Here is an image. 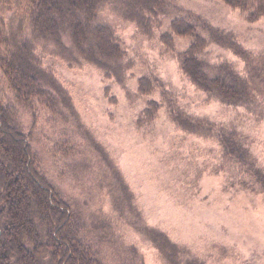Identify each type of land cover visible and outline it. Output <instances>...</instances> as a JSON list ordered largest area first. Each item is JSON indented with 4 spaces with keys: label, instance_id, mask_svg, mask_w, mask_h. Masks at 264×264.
I'll use <instances>...</instances> for the list:
<instances>
[{
    "label": "rangeland",
    "instance_id": "obj_1",
    "mask_svg": "<svg viewBox=\"0 0 264 264\" xmlns=\"http://www.w3.org/2000/svg\"><path fill=\"white\" fill-rule=\"evenodd\" d=\"M14 1L0 4L1 34L23 44L25 56L52 75L65 94L48 90L53 110L34 99L28 105L0 66L1 108L15 112L28 135L37 172L49 178L78 221L89 224L98 217L117 229L120 235L115 240L120 245L101 246L105 264H121L122 250L135 264H264V101L257 104L263 119L245 117L241 135L231 140L239 159L229 160L232 156L222 153L214 131L201 137L176 124L187 126L204 117L220 123L235 113L206 101L180 71L176 51L190 45L188 38L174 40V52L159 40L173 18L192 13L226 37L233 36L255 57L264 54V18L248 23L220 0H168L163 8L166 14L148 36L124 18L120 0H105L99 18L114 28L122 47V67L130 64L123 69V84L130 88L125 92L105 69L82 58L65 60L66 49L77 55L70 40L63 37L60 47L47 41L34 26L29 1ZM4 45L0 44V56L9 50ZM199 51L208 68L225 62L242 68L233 54L212 44L202 45ZM144 75L159 81L149 93L137 91L138 78ZM63 96L70 107L64 105ZM146 112L152 118L140 125L137 120ZM89 138L110 155L128 187V203ZM1 179L2 175L0 184ZM140 217L146 225L164 231L175 245L171 258L137 242V231L125 221L133 220L138 226L135 219ZM129 242H137L134 250L124 248Z\"/></svg>",
    "mask_w": 264,
    "mask_h": 264
},
{
    "label": "trees",
    "instance_id": "obj_2",
    "mask_svg": "<svg viewBox=\"0 0 264 264\" xmlns=\"http://www.w3.org/2000/svg\"><path fill=\"white\" fill-rule=\"evenodd\" d=\"M11 1L15 2L0 0V4H10ZM27 1L32 6L30 16L40 35L58 47L62 46L63 37L70 40L71 48L77 55L71 54V49H66L69 53L68 56L63 54L65 60L68 59L70 63L72 58H82L105 69L111 78L118 81L115 84L125 92L130 89L127 88L128 84H123V69L130 67V64L122 67L119 62L123 53L121 43L114 28L106 25L105 20L98 15L105 0ZM120 1L125 6V11H121L124 18L134 23L142 34L149 36L153 35L154 29L161 22L160 18L166 14L163 8L168 0ZM220 1L237 10L248 23L264 18V0ZM0 28H3L2 20ZM1 33L3 32L0 30V44H5L9 50L0 56V66L12 89L18 93V97L26 98V104L29 105L34 99L50 104L49 109L53 110L54 100L48 90L62 93L63 88L53 81L52 75L39 69L40 65L36 67L32 64L33 57L25 56L23 44L15 40L14 36L6 37ZM179 37L188 38L190 44L183 51H176L182 74L204 95L206 101H215L222 107L231 109L235 116L220 123L204 117L189 122L187 126L176 125L201 137L212 136L211 132L214 131L213 135L223 149L222 153L232 156L229 160L236 161L239 153L232 150V141L237 135H241L240 128L244 125L245 117L254 121L262 118L257 104L264 101V54L252 56L233 40V36L226 37L224 32L212 27L203 17L192 13L173 18L168 29L160 34L159 40L168 51L174 52V40ZM205 44L230 52L241 62L242 68L226 62L220 63L216 68H208L206 62L203 63L204 59H200L199 50ZM157 83L158 79L149 75L141 76L138 78L137 91L149 93ZM63 99L64 105L70 107L67 98L63 96ZM155 100L151 99V102ZM159 103L163 104L162 101ZM165 104L164 100L163 106ZM168 110L167 114L170 115ZM142 114L137 120L141 122L140 125L152 118L150 112ZM200 129L203 131L197 132ZM24 133L17 123L15 112L9 108L2 109L0 105V176L3 179L0 184V264H105L101 246L108 243L120 245L115 240L120 235L116 234L117 229L109 227L107 222L98 217L89 224L78 221L69 203L54 190L49 178L46 179L37 172L27 144L28 135ZM89 143L103 158L107 171L115 176L114 180H118V184L114 185H119L118 193L128 203V187L116 172L117 168L112 164L110 155L102 152L104 149L95 139L89 138ZM120 218H123V214ZM141 219H135L138 226L133 220H124L132 231H137V242L153 246L171 258L175 245L170 243L164 231L146 225ZM137 242H129L124 248L130 246L134 250L133 246ZM125 252L122 250L124 262L121 264H135L131 263Z\"/></svg>",
    "mask_w": 264,
    "mask_h": 264
}]
</instances>
